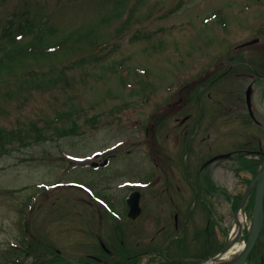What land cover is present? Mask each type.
I'll return each mask as SVG.
<instances>
[{
  "label": "rangeland",
  "instance_id": "rangeland-1",
  "mask_svg": "<svg viewBox=\"0 0 264 264\" xmlns=\"http://www.w3.org/2000/svg\"><path fill=\"white\" fill-rule=\"evenodd\" d=\"M116 7L122 10L119 17L115 16ZM25 19L52 27L55 31L48 35L49 43L70 38L57 54L25 61L27 70L56 67L52 82H59L57 85L47 91H22L17 77L0 85V131H6L4 143L0 144V261L17 258L18 248L23 247L26 255L29 252L24 257L27 262H49L47 248L55 253L59 250L62 259L80 264H95L94 256L124 259L121 253L108 256L104 249L112 248L117 235L122 234L127 246L141 250L147 238V222L145 210L138 220L128 219L125 199L129 187H115L127 179H153L158 183L152 162L155 160L149 156L152 148L175 146L174 168L177 166L179 172L184 167L192 168L196 177L202 163L193 160L201 159L199 151L244 147L249 136L247 123L242 119L239 129H230L229 115L223 114L227 81L221 80L225 87H199L225 71L230 62L244 58L243 48L238 52L228 48L238 47L245 39L261 38L256 47L264 54V0H0V35L8 25ZM253 49L255 46L247 50ZM247 56L250 63L256 64V58H249V53ZM262 58L258 64L264 73V55ZM78 60L84 63L77 64ZM244 68L245 64L230 72L234 76ZM62 69L68 78L64 83L58 78ZM188 82L198 84L187 96L193 97L191 103L194 101L196 106L199 90L203 96L211 91L213 98L221 101L212 102L211 112L217 115H210V141L215 139V144L201 142L204 133H200L186 145L188 137L181 135L180 119L178 128H174L175 120L167 122L169 113L166 109L161 111L180 85ZM203 103L209 106L210 101L203 99ZM218 120L223 124L220 137L221 129L215 125ZM157 121L165 123L168 141L163 133L162 138L154 137L152 123ZM194 142L200 145L195 147ZM99 150L104 152L99 162L111 155L115 157L111 164L92 170L89 162ZM168 166L169 163L162 179L173 178ZM235 166L241 167L239 172L227 171L224 176L226 187L232 191L224 204L214 197L210 205L209 197L204 195L188 212L191 201L183 196L178 215L162 213L163 223H169L174 215L178 217L183 231V238L178 241L188 245L175 255L184 256L195 245L205 250L211 244L205 240L216 232V246L209 252L213 254L228 239L224 232L227 235L238 227L237 198L244 195L257 170L250 165L248 156H242ZM195 181L199 192L207 186L208 179ZM78 182L88 184L107 199L122 219H114L85 191L69 185ZM147 192L153 193L155 202L157 190L150 187ZM31 197L36 203L29 209ZM159 212L158 206L156 213ZM252 214L251 210L244 213L249 224ZM261 230L254 257L257 252H264V226ZM154 232L153 229L150 235L161 236ZM98 237L107 244L102 246L104 249ZM137 241L140 246H136ZM254 262L250 259L248 264ZM147 263L148 258H143L141 264Z\"/></svg>",
  "mask_w": 264,
  "mask_h": 264
},
{
  "label": "flooded vegetation",
  "instance_id": "flooded-vegetation-1",
  "mask_svg": "<svg viewBox=\"0 0 264 264\" xmlns=\"http://www.w3.org/2000/svg\"><path fill=\"white\" fill-rule=\"evenodd\" d=\"M255 38H248V40L245 39L242 41L243 43H240L239 45L237 44L238 47H234L236 50L239 48V50H241V48H243V53L245 56L242 58V60H240V62H230L229 67L225 69L226 71L219 74L218 77L210 80L207 85H203H210L211 87H214L217 84L219 88V85H223L220 84L223 82L221 80H225L229 84L227 85V87H229L227 90L228 98L225 103L226 105H223V113H226L227 116L229 115V122L231 121L232 124L230 129L240 127L239 123L242 121V119L245 121V123H247L249 128V136L247 137L246 142L243 143L244 147H236L229 151H224V149H215L210 153H202V151H199L198 156L201 159L193 160L198 164L202 163L199 167L200 172L196 177H194L195 172L192 168L190 169L189 167H184L182 172H179L177 166L174 168L172 164V158L174 157V151L177 149L175 146L167 147L163 145L158 147V149L152 148L153 159L155 160V177H157L158 183L153 181V183H151L147 188L130 189L128 191L129 194H132L133 191H139V193H141L140 203H142V207L145 210L144 217L147 222L145 223L147 228V231L145 232V237H147L145 244L142 246L141 250L136 251L135 247H132L131 245L127 246L128 244L126 243V239L122 234L117 235L116 243L112 246V248L108 246V248H110L109 251L105 250L101 243V247L104 249V251H107L106 255L118 256L121 253L123 255L130 256L131 254L142 253L146 254V257H148L147 264H194L198 259L203 257L199 245H195L193 249L190 247L189 251H186L184 256L175 255L176 251H184L187 249L188 245L185 244L184 241H178L183 238V231L181 230L180 224L178 223V217L174 215L171 221H168L169 223H163L165 219L162 217V213H173L178 215L180 213L179 206L182 203L183 196L185 199L187 198L189 201H191L190 205L188 206L190 207L188 212H191V207L197 206L198 197L201 196L202 198L204 195L209 197L210 205H212V198L214 197L219 198L218 200H221V203L224 204V200H228V189L224 182V176L227 173V170L231 171L228 167V164L231 161H227L224 157L226 152L231 153V155L235 154V156H237L234 159L235 165L241 160L242 156L250 157V165L257 170L256 172H259L260 165L264 164V73L261 71L258 64V61L263 59L262 57L264 54H262V49L256 47L258 44H260L261 38ZM244 43L250 44L243 45ZM250 46H255V49L249 52L247 49H249ZM254 52H256L255 56L253 55ZM259 52L262 53L260 54ZM247 53H249V58L252 57L257 59L256 64H254V62H249ZM230 59L232 61V57ZM244 64L245 68L241 69L239 73H236V75L234 74L233 76L232 72L230 71H232L235 67L238 68ZM227 74L228 77L223 78V76ZM196 85L198 84L193 82V84L183 85L178 88L177 92L175 93L176 95L171 100L166 101V104L162 105L161 109V111L166 109V111L169 113L167 122H169V120H175L176 123L173 125L174 128H178V119H180V125L182 126L180 132L183 133L181 135H187L188 137L186 139V145L191 144L192 140L198 137L197 135L200 133H204L203 137L201 138V142H203V140H205V142L210 141L212 137L210 134V128L211 124H213V122L210 120V115H217V112H211L213 104L212 102L221 103V101L217 102L213 98L211 91L206 96H203L201 94V90L197 92L198 95L195 98L197 106L194 104V101L191 103L193 97H187L188 92L192 91ZM223 87L225 86L223 85ZM203 99L207 100L208 103L210 101L209 106L203 103ZM181 116L183 117L181 118ZM216 118L217 116H214V119ZM188 121L190 122L185 125ZM152 124L153 128H155L154 137L162 138L161 133H163L168 141V135H166V132L164 131L166 129L164 126L165 123L162 121H157L156 123ZM215 125L217 129H221L219 132L220 137V133L223 131V124H221V122L218 120ZM238 129L237 132L239 134L240 131ZM215 142L216 140L213 139L210 141V144H215ZM195 144L196 143L194 142V145ZM199 145L200 142H198V145H195V147H198ZM204 159L206 160L204 161ZM234 161L231 163H234ZM167 163H169V174L173 175L172 179H162V176L166 171L165 169L167 167ZM180 173L182 174L181 178H179ZM204 177L208 179L206 182L207 186L204 185L205 187L203 189L201 188V191L198 192V190H196L197 188H195V180H202ZM155 185L157 187H155ZM150 187H154L158 192L155 202L153 193L147 194V190ZM186 187L194 190L195 192L189 193ZM158 206L160 208V212L156 213ZM153 229L156 233L161 234V236L156 234L150 235ZM215 233L213 232L212 237L208 240H205L206 242L210 241L211 244L209 248L216 246L214 243ZM230 233V230L227 235L224 232L225 237L227 236L229 239ZM224 239L220 240V242H223ZM228 239H225L223 245L227 243L226 241ZM136 246H140V241L136 242ZM256 251L257 247L255 251L249 255L245 264H248L250 259L255 260L254 264H264V252L259 251L257 252V257H254ZM206 252H208L207 248ZM91 256H93V254H90V257ZM94 258H96V260H101L99 256H94Z\"/></svg>",
  "mask_w": 264,
  "mask_h": 264
},
{
  "label": "trees",
  "instance_id": "trees-1",
  "mask_svg": "<svg viewBox=\"0 0 264 264\" xmlns=\"http://www.w3.org/2000/svg\"><path fill=\"white\" fill-rule=\"evenodd\" d=\"M114 12L115 16L119 17L122 10L116 7ZM54 31L52 27L36 25L35 20L31 21L29 19H25L17 25L10 24L3 29L0 35V85L8 84L9 79L12 77H17L16 79L19 81L18 88L22 91L38 89L47 91L48 88L59 83L52 82L54 80L53 74L56 71V67L53 65L47 71L24 69L27 59L57 54V50L54 52L51 49L56 46H60V48L67 46L65 44H67L70 37L56 43L47 41L48 35L54 33ZM86 33L81 34L85 36ZM20 36L27 37V39L24 41L17 40L16 38ZM77 62V64H82L84 60H78ZM19 72H24V74L19 75ZM58 78L61 83L67 81L65 69L60 71ZM5 133L6 131H0V144L4 143L2 137L6 135Z\"/></svg>",
  "mask_w": 264,
  "mask_h": 264
},
{
  "label": "water",
  "instance_id": "water-1",
  "mask_svg": "<svg viewBox=\"0 0 264 264\" xmlns=\"http://www.w3.org/2000/svg\"><path fill=\"white\" fill-rule=\"evenodd\" d=\"M257 193H256V201H255V204H254V216H253V226L251 228V232H250V235H249V239H248V246L247 248L243 251V253L241 255L238 256V258L233 262V264H243V262L245 261V259L247 258V256L249 255V251L253 248V246L255 245V243L257 242V238H258V235L261 231V228L263 226V222H264V219H263V213H264V209H263V204H264V169L262 172H260V174H258L257 176ZM253 183L251 186H250V189L246 192V195L244 196L243 198V201H242V204L241 206H244L246 204V201L248 199V196L253 188V185L256 184ZM131 199H133V202L135 200L138 199V197H132ZM138 200L136 201L135 204H132V202H130V204H132V207H131V211H130V215H132L133 217H137L139 215V212H140V205L138 206L137 204ZM226 250L223 249V251Z\"/></svg>",
  "mask_w": 264,
  "mask_h": 264
},
{
  "label": "bare ground",
  "instance_id": "bare-ground-1",
  "mask_svg": "<svg viewBox=\"0 0 264 264\" xmlns=\"http://www.w3.org/2000/svg\"><path fill=\"white\" fill-rule=\"evenodd\" d=\"M238 220H240V224H242V222L244 221L243 220V214L242 213H240L239 214V216H238ZM232 246H235V244H232ZM231 247V246H230ZM228 258V254L224 257V259H227ZM206 264H213V262L212 261H209V262H207Z\"/></svg>",
  "mask_w": 264,
  "mask_h": 264
}]
</instances>
